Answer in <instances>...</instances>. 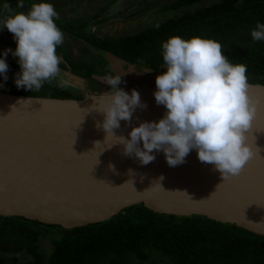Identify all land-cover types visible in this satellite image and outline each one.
Wrapping results in <instances>:
<instances>
[{"label": "water", "instance_id": "water-1", "mask_svg": "<svg viewBox=\"0 0 264 264\" xmlns=\"http://www.w3.org/2000/svg\"><path fill=\"white\" fill-rule=\"evenodd\" d=\"M117 73L133 84L122 88H135L146 104L113 130L127 138L131 126L165 110L152 95L159 72L116 59ZM247 91L255 115L245 136L254 155L239 175L225 180L195 150L170 167L162 152L142 165L122 155L120 144L105 147L114 138L104 144L95 108L108 94L72 99L0 92V216L70 230L142 204L155 213L204 216L264 236V84L248 83Z\"/></svg>", "mask_w": 264, "mask_h": 264}, {"label": "clouds", "instance_id": "clouds-1", "mask_svg": "<svg viewBox=\"0 0 264 264\" xmlns=\"http://www.w3.org/2000/svg\"><path fill=\"white\" fill-rule=\"evenodd\" d=\"M24 7L25 0H16L15 8ZM57 18L50 0H32L26 12L15 11L7 0L0 2V30L6 29L15 44L0 50V79L8 78L6 56L10 53L19 66L13 78L18 89L39 90L44 82L53 80L58 87H68L66 80L57 79L61 61L56 48L64 39L54 22ZM250 36L264 41V23L257 22ZM161 49L163 70L154 77L152 95L165 111L154 121L141 120L131 126L127 138L113 130L120 127L121 120L130 122L133 111L146 104L135 88L126 92L118 87L122 82L119 74L105 77L107 100L95 108L102 115L95 126L104 131V144L106 137L114 138L105 147L120 144L122 155L134 157L142 165L152 162L155 152H162L170 167L183 163L195 150L197 159L212 165L223 180L239 175L254 155L245 136L255 115L247 91L246 65L231 63L219 42L198 36L171 35L161 42Z\"/></svg>", "mask_w": 264, "mask_h": 264}, {"label": "trees", "instance_id": "trees-1", "mask_svg": "<svg viewBox=\"0 0 264 264\" xmlns=\"http://www.w3.org/2000/svg\"><path fill=\"white\" fill-rule=\"evenodd\" d=\"M257 22L264 23V0H224L150 31L136 41L141 43L122 47L120 56L160 72L162 41L198 36L219 42L231 63L245 64L248 83L264 84V41L250 36ZM0 263L264 264V236L204 216L155 213L142 204L70 230L0 216Z\"/></svg>", "mask_w": 264, "mask_h": 264}, {"label": "flooded vegetation", "instance_id": "flooded-vegetation-1", "mask_svg": "<svg viewBox=\"0 0 264 264\" xmlns=\"http://www.w3.org/2000/svg\"><path fill=\"white\" fill-rule=\"evenodd\" d=\"M223 1L50 0L58 13L54 22L64 37L62 44L56 48L61 61L58 76L68 82V87H58L53 80L44 82L39 90L18 89L11 81L19 71V66L16 58L9 53L6 56L8 78L6 81L0 79V92L49 97L58 93L63 96L58 98L72 99L80 98V93L84 92L108 94L106 91L109 86L103 82L107 75L116 74V59H124L120 56L122 47L141 43L136 41L144 39L150 31H157L170 21L200 9L212 8ZM31 2L25 0L24 8H15L16 0H7L15 11L24 12ZM14 47L12 35L6 29L0 30V50Z\"/></svg>", "mask_w": 264, "mask_h": 264}, {"label": "rangeland", "instance_id": "rangeland-1", "mask_svg": "<svg viewBox=\"0 0 264 264\" xmlns=\"http://www.w3.org/2000/svg\"><path fill=\"white\" fill-rule=\"evenodd\" d=\"M205 2H207V1H205ZM207 3H208V2H207ZM207 3H205V4H207ZM205 4H204V5H205ZM117 74H120V73H117ZM121 81H122V80H121ZM132 85H133V84H131L130 82H126V81L123 80V81L121 82V84L118 85V87H121V88H122V87H125V86H132ZM81 94H82V93H80V96H81ZM0 264H6V263H0Z\"/></svg>", "mask_w": 264, "mask_h": 264}, {"label": "snow or ice", "instance_id": "snow-or-ice-1", "mask_svg": "<svg viewBox=\"0 0 264 264\" xmlns=\"http://www.w3.org/2000/svg\"><path fill=\"white\" fill-rule=\"evenodd\" d=\"M252 203H255V204H256V202H254V201H253ZM260 206H261V207H264V204H260Z\"/></svg>", "mask_w": 264, "mask_h": 264}]
</instances>
